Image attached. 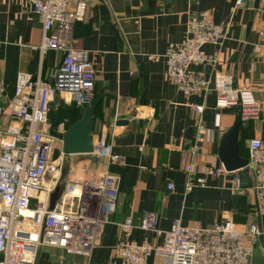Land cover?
<instances>
[{"label": "crops", "instance_id": "0c3cea01", "mask_svg": "<svg viewBox=\"0 0 264 264\" xmlns=\"http://www.w3.org/2000/svg\"><path fill=\"white\" fill-rule=\"evenodd\" d=\"M80 1L86 4V14L73 27V44L88 52L94 70L93 92L99 104L93 113V142L105 134L121 162L109 165L88 155H71L81 161L69 167L107 169L116 175L118 201L89 253L66 254L59 247L41 246L34 264H125L114 258L117 242L162 243L161 237L138 226L147 211L158 213L157 228L163 231L177 219L183 226L199 228L226 218L238 228L257 224L262 236L253 246L251 264H264V217L257 213L250 190L237 195L225 176L207 177L204 186L184 190V166L191 160L197 175L207 166H222L219 145L234 125L237 110L218 109L212 86L205 94L180 92L165 75L164 57L168 48L185 38L191 18L229 26L220 47L207 45L204 50L217 54L216 70L235 86L252 90L259 105L258 114L244 119L239 127V156L247 158L250 139L259 138L264 144V0H259L256 10L235 9L233 0ZM253 1L248 0V5ZM251 13L252 25L246 34ZM41 28L27 0H0V82L5 99L14 97L18 73L44 82L54 79L63 53L47 51L41 59L37 50ZM195 70L211 80L210 68ZM69 100V95H56L49 104V123L58 118L59 129L79 113ZM194 106L203 107L204 150L193 157ZM119 118H126V125H118ZM7 121L0 117V126ZM126 218L133 225L128 234L121 228ZM145 264L160 262L152 255Z\"/></svg>", "mask_w": 264, "mask_h": 264}, {"label": "built area", "instance_id": "2783aa9c", "mask_svg": "<svg viewBox=\"0 0 264 264\" xmlns=\"http://www.w3.org/2000/svg\"><path fill=\"white\" fill-rule=\"evenodd\" d=\"M27 1L42 26L37 47L41 59L47 51L63 56L52 82L18 73L11 99H5V86L0 82V117L8 120L0 126V264H34L41 246L59 247L66 254L89 253L115 211L119 192L118 177L107 169L75 167L49 210V197L62 168V157L52 159L55 147L49 136V104L56 95H69V102L90 107L94 70L88 52L73 44V27L85 19L86 4L80 0ZM233 1L235 9L249 8L248 0ZM228 27L203 18L189 19L185 38L165 53V75L185 95L205 94L212 86L216 107H237L243 121L259 112L252 90L235 86L230 77L216 70L217 54L204 50L207 45L220 47ZM200 66L212 70L211 80L195 70ZM193 109L194 157L203 153L204 127L203 107ZM87 155L109 165L121 162L103 133ZM247 160L243 170L250 188L242 187L239 171L227 172L223 166H207L197 175L191 160L184 166V190L204 186L207 177H228L229 188L237 195L252 192L256 211L264 217V144L259 138L249 140ZM157 222L158 213L147 211L138 226L161 237L160 245L119 241L113 246L114 258L125 264H145L152 255L160 264H251L253 246L262 236L259 225L238 228L230 218L208 228L183 226L177 219L164 231L157 228ZM132 227L130 218L121 225L126 234Z\"/></svg>", "mask_w": 264, "mask_h": 264}, {"label": "water", "instance_id": "95a60500", "mask_svg": "<svg viewBox=\"0 0 264 264\" xmlns=\"http://www.w3.org/2000/svg\"><path fill=\"white\" fill-rule=\"evenodd\" d=\"M259 6V0H254L249 5V9L256 10ZM252 13L251 19L246 27V34L249 33L252 25ZM99 100L95 101L90 107L82 108L80 118L65 128L64 131H59V119L51 118L49 127V136L55 138L61 142V152L64 157L71 155H87L92 152L93 149V112L98 104ZM237 110L236 119L234 125L229 131H227L220 142L218 157L227 172H240L241 182L243 188H250V180L246 170H243L248 163L247 158L239 156L238 151V132L240 124L242 123L241 111L237 107H233ZM115 114V107H113L112 115ZM126 118H119L117 120L118 125H126ZM242 170V171H241ZM67 175V168H63L61 177L58 179L54 190L49 197V210L54 208L56 201L59 199L64 180ZM256 206V204H255Z\"/></svg>", "mask_w": 264, "mask_h": 264}, {"label": "rangeland", "instance_id": "374dc122", "mask_svg": "<svg viewBox=\"0 0 264 264\" xmlns=\"http://www.w3.org/2000/svg\"><path fill=\"white\" fill-rule=\"evenodd\" d=\"M64 130H65L64 127L59 129L60 132H62ZM53 143H54L55 149H54V154H53L52 159L56 160V159H59L60 157H62L61 172H62V169L66 167L67 168V174H68V172H70L69 169L71 168V167H69L70 164H75V162L80 163L81 160H79V158H77V156L64 157L61 153V142L54 138ZM92 159L98 160L96 158H92ZM61 172H60V177H61ZM47 180H50V179L48 178ZM64 182H65V180H64Z\"/></svg>", "mask_w": 264, "mask_h": 264}, {"label": "trees", "instance_id": "16d2710c", "mask_svg": "<svg viewBox=\"0 0 264 264\" xmlns=\"http://www.w3.org/2000/svg\"><path fill=\"white\" fill-rule=\"evenodd\" d=\"M77 23H80V22H77ZM76 24V23H75ZM74 24V25H75ZM97 99L95 98V96H94V92H93V103L96 101ZM98 104H99V102H98ZM98 104L96 105V107L98 106ZM72 105H74V106H76L74 103H72ZM77 108H79V113L77 114V116H76V118L75 119H73V121H71L72 123H74V122H76L79 118H80V113H81V107H78V106H76ZM96 107H95V109H96ZM95 109H94V111H95ZM94 113V112H93ZM57 117H59L60 118V116H58L57 115ZM94 119V118H93ZM75 120V121H74ZM71 122H68L67 123V125H65V128L66 127H68L69 125H71L72 123Z\"/></svg>", "mask_w": 264, "mask_h": 264}]
</instances>
